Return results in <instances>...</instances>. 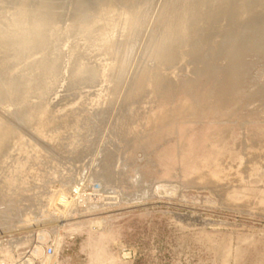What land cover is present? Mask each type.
<instances>
[{
    "label": "rangeland",
    "instance_id": "rangeland-1",
    "mask_svg": "<svg viewBox=\"0 0 264 264\" xmlns=\"http://www.w3.org/2000/svg\"><path fill=\"white\" fill-rule=\"evenodd\" d=\"M148 1L106 16L117 51L94 85L44 68L45 96L0 102V264L47 242L62 264H264V22L194 35Z\"/></svg>",
    "mask_w": 264,
    "mask_h": 264
},
{
    "label": "bare ground",
    "instance_id": "bare-ground-1",
    "mask_svg": "<svg viewBox=\"0 0 264 264\" xmlns=\"http://www.w3.org/2000/svg\"><path fill=\"white\" fill-rule=\"evenodd\" d=\"M133 1L134 0H0V102L10 98L13 102L19 104L20 102H26L33 94L41 97L45 96L46 89L44 88V85L38 83L37 79L31 77L38 75V73L43 71L44 68L47 70V73L45 74L46 79H53L52 82L54 83L66 79L69 81L71 87L82 84L94 85V82L97 79L96 75L100 72V66L103 61L111 60L112 54L117 51L115 50L117 46H115V40L113 39V35L116 32L114 28H109L107 26V20L105 18L116 16L118 18L117 21H119L118 26H126L127 24H130L131 22L129 19L132 18L130 13L133 11L127 9L128 6L130 7V4L131 6L133 5ZM141 1L148 0H139V2ZM150 1H148V5H152V3L149 4ZM151 2L155 3L154 1ZM168 4L172 7V11L167 18L172 23V26H167L173 28L175 25H184L188 28V31L194 35L196 33L193 32L197 30L200 25L204 27L206 26L209 32L212 28L216 30L218 27L222 28V35H226L227 29L231 26H234L237 29H242V32L240 31V33H243V29L245 30L251 21L264 22V0H167L165 7ZM148 7L149 6H147V8ZM150 9L152 10V6ZM150 9V15H148L149 13L147 14L148 18L152 14ZM139 15L140 14H136V17ZM132 19L134 20L136 18L133 16ZM139 21L140 20L137 22ZM170 22L168 24L171 25ZM176 26L174 28H176ZM253 26L255 27L256 25ZM260 27L257 28L260 29ZM250 28H252V26H250ZM127 29H129V27ZM254 29L257 30L256 28H253V30ZM260 30L264 31V28L261 27ZM251 31L252 29L250 32ZM254 31L252 32L254 33ZM184 32L186 33L185 30ZM175 33L178 32L176 31ZM236 33H238V31ZM201 34L202 32L198 37L200 41H203L204 39L201 37L204 35ZM127 35L128 34H126L125 39L127 38ZM182 35L183 34H181V36ZM152 36L154 37V35ZM184 36L186 35L184 34ZM49 39H54L56 41L53 47L47 45ZM121 40H123V38ZM199 40H197V43H200ZM83 41H90L91 43L88 46L83 47ZM219 44L221 43L219 42ZM5 45L8 47H4ZM57 46H60L61 52L52 61L53 58L50 54L54 50L53 48ZM126 46L124 45L125 49ZM91 48H94L92 52L90 50ZM125 49L122 52H125ZM40 50L46 51L44 57L38 55L37 51ZM32 55L34 56L32 57ZM30 57L32 58L27 68L18 69L11 78L6 76V73L9 72L12 64L20 66L22 65V59ZM162 59L164 60L167 58L162 56ZM47 60H49V62ZM2 83L5 84V91L1 90ZM31 89H34V91H31ZM40 104L44 105V103ZM18 108L20 109V107ZM34 114L36 116L38 114L36 113V109L32 110L27 108L23 109L22 117L27 120L29 116H33ZM5 133L6 131L4 130L0 131V135L3 134L0 139V149H2L1 145L3 147V143L5 144V140H7ZM13 133L14 131L12 134ZM1 141L3 142L1 143ZM6 147L7 146H5V148ZM77 190L78 189L76 188V191ZM57 251L59 252L58 247Z\"/></svg>",
    "mask_w": 264,
    "mask_h": 264
},
{
    "label": "built area",
    "instance_id": "built-area-1",
    "mask_svg": "<svg viewBox=\"0 0 264 264\" xmlns=\"http://www.w3.org/2000/svg\"><path fill=\"white\" fill-rule=\"evenodd\" d=\"M80 187V186H79ZM74 191L75 198L80 196L78 193L81 189ZM16 264H62L59 261V252L54 243H39L34 246L33 250L25 253L23 257L16 262Z\"/></svg>",
    "mask_w": 264,
    "mask_h": 264
},
{
    "label": "water",
    "instance_id": "water-1",
    "mask_svg": "<svg viewBox=\"0 0 264 264\" xmlns=\"http://www.w3.org/2000/svg\"><path fill=\"white\" fill-rule=\"evenodd\" d=\"M93 229H99V226L98 227H94Z\"/></svg>",
    "mask_w": 264,
    "mask_h": 264
}]
</instances>
